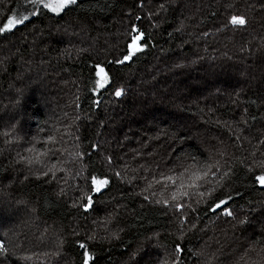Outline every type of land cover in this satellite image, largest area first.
Segmentation results:
<instances>
[{
	"label": "trees",
	"instance_id": "1",
	"mask_svg": "<svg viewBox=\"0 0 264 264\" xmlns=\"http://www.w3.org/2000/svg\"><path fill=\"white\" fill-rule=\"evenodd\" d=\"M22 3L2 0L0 15ZM151 5L159 10L156 27L148 18ZM191 7L200 11L180 13ZM231 14L246 16L247 25L224 28ZM126 15L129 25L119 27ZM131 23L145 34L144 50L124 64H115L126 52L124 37ZM251 35L255 42L250 54ZM223 38L227 41L222 48L218 40ZM96 63L105 65L113 82L94 94L90 89ZM62 75L67 80L59 81ZM117 86L123 89L121 97L111 95ZM217 87L219 94L214 93ZM68 102L77 115L76 130L64 137L49 125L53 116L60 119L57 110ZM0 112L16 125L12 138L28 140L39 152L51 136V144L82 154V160L73 162L78 161L77 170L83 167V176L90 172L111 176L109 186L93 194L88 211L82 202L77 203L79 197L61 195L49 177L27 174L2 188L12 178L15 156L4 149L5 120H0V206L6 204L10 212L13 200L25 201L31 206V217L41 223L32 221L30 230L36 227L54 236H25L0 210L5 222L0 226V241L7 249L0 264H29L18 252L33 246H55L60 255L55 264L60 260L79 264V243L89 246L92 264H127L124 260H131L133 253L138 256L140 245L149 237L167 254L181 243L183 264L209 263L208 258L211 264L262 262L264 188L249 179L247 168L254 160H264V151L260 152L264 148V0H77L59 16L30 17L13 32L0 34ZM133 141L144 142L140 147L146 144V158L162 159L167 168L145 172L147 168L134 163L139 153L130 163L133 152L128 145ZM92 144L98 148L93 150ZM187 156L201 161L209 156L220 159L218 175H228L218 186L215 180L202 186L203 197L183 199L186 207L180 211L156 204L151 190H143L149 183L157 188L155 181L162 180L161 173L168 169L181 170L172 161L191 163L185 161ZM36 166L49 168L48 164ZM116 171L122 178L114 175ZM210 188L214 189L211 193ZM229 196L232 216H225L222 208L213 210V201ZM137 261L146 264L133 259Z\"/></svg>",
	"mask_w": 264,
	"mask_h": 264
},
{
	"label": "snow or ice",
	"instance_id": "2",
	"mask_svg": "<svg viewBox=\"0 0 264 264\" xmlns=\"http://www.w3.org/2000/svg\"><path fill=\"white\" fill-rule=\"evenodd\" d=\"M2 2V0H0ZM77 0H23L22 4H19L18 7H8L6 11L0 15V34H7L13 32L19 26L25 24L29 21L30 17H37L41 13L52 14L53 16H59L64 11L68 9L70 5H75ZM232 5H228L231 7ZM143 8V2L139 5ZM163 7V5H161ZM141 16L137 15L136 20L140 21ZM247 17L242 14H231L225 24L224 28L229 26H246ZM219 30V29H218ZM130 37L127 42L126 52L122 53V58H116L113 62L115 64H124L127 61H130L136 54L144 50V37L145 34L140 30L137 24H130ZM207 35V33H205ZM93 71L95 74V79L92 88L90 89L94 94L106 87H111L112 77L111 74L107 71L105 65L101 63H96L93 66ZM123 94V89L119 86L111 92V95L115 97H121ZM16 125L13 124L11 129L2 133L4 137H10L13 135ZM6 142L11 143V140H6ZM54 142L51 136L48 137V140L44 143ZM79 145H77V148ZM90 147L95 150L98 148V145L92 144ZM26 151L34 153V156L21 157V160H26L29 165L43 163V159L47 157L48 152H38L33 147H29ZM59 151V149L57 150ZM76 159H83L82 154L79 151L71 153ZM222 156L223 154H218ZM191 160V163H182L179 168L182 170L168 169V173H161L162 180L155 181L157 188L153 187V183H149L147 188L144 189V192L151 190V195L154 198V202L158 205H163L166 208L174 207L176 211H180L186 205L182 202L183 199L191 198L193 195H198L203 197L204 193L200 192L199 189L208 184H212L215 180L216 185L218 186L220 182L228 175L227 172L223 175H218L221 173L222 164L220 159H214L212 156H209L205 160H197L194 156L185 157V161ZM59 163H66V161H59ZM112 160L110 157L107 158V164L111 165ZM57 171H65L63 168L57 167L56 164H53L48 168V172H41V175L47 176L49 173L54 177ZM83 167L75 173V177H80L83 175ZM247 172L250 173L249 179L259 185L261 188H264V160L255 161L248 166ZM114 175L117 178H122L121 173L116 171ZM211 177V179H210ZM84 187L80 188V199L82 201L81 206L85 211H88L89 208L93 205L94 195L102 193V191L109 186L111 182L110 175H104L101 173H88L84 176ZM79 187V186H78ZM214 189L210 188L209 192L211 193ZM63 192V190H61ZM159 193V198H156ZM145 200H149V195H144ZM228 199H217L213 201L211 206L213 210H220L222 208L223 214L225 216H232L233 212L230 211L227 207ZM197 202H200L199 200ZM75 206V205H74ZM240 223H244L243 220ZM183 236V231L181 230V237ZM181 237H178L180 239ZM91 239V237H90ZM79 248L82 251V257L79 260V264H92L93 256L88 250V245L85 243H79ZM183 252L184 248L181 243H176L172 252H169L167 256L159 261V264H183ZM264 252V250H262ZM7 254V249L5 244L0 241V256H5ZM27 259V258H25ZM262 262H264V256H262Z\"/></svg>",
	"mask_w": 264,
	"mask_h": 264
},
{
	"label": "rangeland",
	"instance_id": "3",
	"mask_svg": "<svg viewBox=\"0 0 264 264\" xmlns=\"http://www.w3.org/2000/svg\"><path fill=\"white\" fill-rule=\"evenodd\" d=\"M199 6L202 8V4L198 3ZM234 5H237L238 3H233ZM244 4H246L244 2ZM247 5V4H246ZM241 7V6H240ZM252 7V4L251 6ZM204 9V8H202ZM206 9V7H205ZM204 9V10H205ZM247 10L244 7H241V10ZM243 10V11H244ZM200 11V8L198 7H191L187 10L181 11L180 13H183L184 15H191L194 13H197ZM249 12H250V8H249ZM159 15V10L157 5L150 6V10L148 12V18H150L153 24V27L157 26V22L158 20L156 19L157 16ZM250 17V16H249ZM132 18V16H131ZM133 21V19H132ZM133 24V23H131ZM129 25V16L126 15V17H124L122 20H120L118 22V26L122 27V26H127ZM149 26V24H147V27ZM130 31V30H129ZM131 33L129 32L128 35L126 36L125 34V39H124V46L126 43L127 46V42L129 41V37H130ZM254 39L255 36L251 35L248 38V45L251 47L249 53L251 54L253 51V44H254ZM225 41H227L225 38H223V40H218L219 45L221 46ZM90 44L93 45V42L90 41ZM218 45V46H219ZM217 46V47H218ZM222 48L225 47L221 46ZM193 56V55H192ZM247 59H249L250 57L246 56ZM29 65H31L30 62H28ZM196 67V66H194ZM59 75V74H57ZM62 79L59 81H63V80H67V78L65 79V75L61 76ZM39 81V80H38ZM42 85V83H41ZM219 88L217 87L214 90L215 94H219ZM213 94V92H212ZM63 98V97H62ZM65 101V99H63ZM69 105H67L66 103L63 105V107H60L57 110V114L59 116V118L61 120H63L64 123H62L60 121V119H57V115L53 116V120L50 123L49 127H51V130L54 133H62V136H67V135H71L72 131H75V119H76V114L74 113V111L72 109H74L73 104H71L70 102H68ZM5 116V117H4ZM4 119L5 123H4V132L5 130L8 131L11 129V126L13 125V122L9 123V117L8 115H6L5 112H0V120ZM13 135H11L10 137H7V140H11V143H6L4 144V149L6 150V153L13 157L15 156V158H13V169L11 170V175L12 178L8 179L7 182H3L1 184L2 188H6L7 185H11L17 181H21L22 179L25 178V176L27 177L29 175H37V176H42V177H49L50 179H52V181L57 185V190L61 192V190H63V192H61V195L64 196H69L70 198H78L77 203H81V193H80V188H82L83 184H84V176L81 175L80 177L74 178L75 177V173L78 171L77 169L79 168L77 166L78 161L77 162H73V160H78L76 159L73 155H70L71 153L68 152L70 149H64V146L57 145V144H51L53 142H49L47 144L43 143L42 146H40L39 148V152H44L47 151L48 155L47 157L44 158V160H46V163H40L42 166L45 164H48V167H51L53 164H56L57 167L59 168H63L65 169V171L61 172V171H57L56 175L53 177L51 175V173H49L47 176H43L41 175V172H48V168H40L37 167L36 164H32L29 165L27 163L26 160H21V157H29V156H33L32 152H28L26 151L30 145L27 144L28 140H22L21 138H12ZM6 138V137H5ZM55 139V138H54ZM48 138L45 139V141H47ZM44 141V142H45ZM144 142H135L133 141L131 144L128 145V148L130 149L131 152H133L130 155V163L138 157L139 153V157L135 160L134 163L138 164L139 168H147L145 170V172L148 169H153L155 172L160 173L163 172L166 167L165 165V161L161 160H153L151 158H146V151H143V147H145V145L141 146V144H143ZM155 143V142H153ZM156 144V143H155ZM2 145V144H0ZM3 148V145L1 146ZM137 148V149H141L142 153H140V151L138 150H134L133 148ZM59 149V151H57ZM263 149V150H262ZM37 151V150H36ZM128 151V150H127ZM151 151H154V148L151 149ZM264 151V148H261L262 152ZM0 152H3V149H0ZM259 153V152H258ZM66 161V163H59V161ZM182 163H177L176 161H172V165L173 166H180ZM79 165V164H78ZM182 170V169H181ZM31 175V176H32ZM79 186V187H78ZM84 187V186H83ZM13 205L12 206V210L9 212L8 210H6V208H4V206H7L6 204H4L3 206H0V210H5V214L10 218V221H12L14 228H17L19 231H24V235L25 236H38L40 239H43L45 237H54L52 233H47L46 231H44V229L40 230L37 229L36 227H33V229L30 230L29 225L32 223V221H34L37 225H41V223L37 220L36 217L32 218L30 215V208L31 206L29 204H27L25 201L22 202L21 199L18 200H13L12 201ZM76 203V204H77ZM120 205V204H119ZM118 205V209L120 211L124 210V207H121ZM114 215V214H113ZM117 215V214H116ZM109 214L107 215V217L109 218ZM5 222L4 220L0 219V226L4 225ZM109 227H111L112 229H114L115 227V223L111 222L109 223ZM50 229H52L49 226ZM53 230V229H52ZM21 232L19 233L20 238H21ZM111 233V232H110ZM45 234V235H44ZM109 234V233H106ZM106 234L104 236H106ZM154 238H148V241H145L142 245H140L139 249H138V256L134 257V253L131 254L132 258L130 260V258H126L124 261H128L127 264H135L138 263L137 262H133V259H137L140 260L142 263H146V264H158L159 261L163 258H165L167 256L166 251L164 250H160L158 248H156V243L153 242ZM141 244V243H140ZM23 248L20 249V251L18 252L19 256H26L28 258L29 264H55V259L57 257H60V255H57V250L55 248V246L53 248H48V249H43V248H39L38 246H33L30 248H26L24 250H22ZM154 250L159 251V252H163L162 255H157ZM18 251V249H17ZM16 251V253H17ZM15 253V254H16ZM17 255V254H16ZM140 255V256H139ZM209 263H207L206 261L203 262V264H211L210 258H208ZM255 259H250L249 260V264H261L262 262L260 261H255ZM57 264H71L65 260H60V261H56ZM123 263V262H122ZM120 263V264H122Z\"/></svg>",
	"mask_w": 264,
	"mask_h": 264
}]
</instances>
